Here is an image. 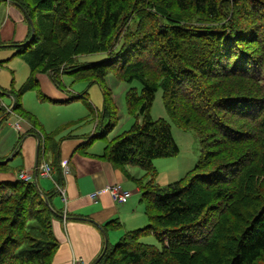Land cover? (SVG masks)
Segmentation results:
<instances>
[{
    "label": "trees",
    "instance_id": "obj_1",
    "mask_svg": "<svg viewBox=\"0 0 264 264\" xmlns=\"http://www.w3.org/2000/svg\"><path fill=\"white\" fill-rule=\"evenodd\" d=\"M3 1L0 0V4ZM218 1L162 0V4L164 3L163 5L169 10H174L176 7L178 10L185 11L190 8L194 15L205 19H214L212 22L215 23L216 19L221 20L222 13L219 10ZM248 1L242 0L243 6L240 7L242 13L247 10L245 7L250 4ZM12 2L24 13L26 20H29L32 25H29L26 40L12 48L13 57H21L28 66L27 81L19 90L5 92L13 99L11 112H15L21 117L27 116L31 119L30 113L21 108L18 99L26 92L37 88L38 75H46L54 85L61 89V79L64 76L72 78L73 81L87 82L90 85L103 83L106 76L110 74V70L114 69L116 73H121V71L123 73L124 62L128 58L138 57L147 49L155 47L154 39L144 35L127 46L115 62L107 64L99 61L89 63L77 61L81 55L90 52L93 46L103 47L109 42L119 27L131 0H67L66 3L63 0H51L50 7H47L46 13L42 15L47 16L45 18L47 22L44 23L36 21L40 5L36 0H30L35 4L31 9L27 5L28 1L20 3L19 0H12ZM47 11L49 12L47 13ZM258 15L264 21V13H258ZM78 21L82 24L80 25L83 27L82 31L77 30L74 26ZM214 23L213 25H215ZM215 31L218 33L216 34ZM248 31V28L238 27L237 24L235 27H229L228 30L226 28L204 30L212 49L210 50L211 55L204 60L203 64L200 67L195 66L200 76L206 79L209 76H215V68H221L224 72H241L242 75L252 72V69H255L256 72L257 66L250 53L245 49V44L254 43V41L258 44L259 40L256 36L257 33L249 36ZM172 32L175 37L165 36L164 43L174 46L175 40L181 37V33ZM184 36L191 38L195 35L186 34ZM156 51L157 49L152 50V53L154 54ZM162 54L159 51L153 57L159 62L165 77L178 85L183 84L185 78L181 77L182 74L167 67L162 60ZM245 55L246 57H244ZM133 80L140 83V94L128 91L125 101L129 112L134 108L136 118H140L141 123H137L130 131L116 136L111 143H107L101 157L107 158L116 166L127 164L136 166L146 175L149 174L155 179L152 162L156 159L174 157L178 154L179 149L172 137L170 125L162 119L153 121L150 118L149 112L157 88L142 80H137L134 76H129L126 82L131 83ZM186 81L190 82L189 79L184 80V82ZM2 93L0 91V95ZM84 97L85 94L71 97V101L74 99L83 100ZM235 98L222 97L218 101H224L227 108L223 110L233 111L236 115L251 120H255L264 110V104L251 96ZM69 101L67 100L65 103H69ZM205 102L202 101L203 104ZM208 102L210 103V101ZM198 106L203 107L199 104ZM169 107V102L164 100L167 115H169ZM205 108L207 109H203V112L209 113V117L204 115L207 119L210 121L219 120L212 109V104H207ZM94 111L99 116H96L97 124L94 132L90 134L89 140L104 141L115 126L113 116L116 114V107L107 90H103L101 112L93 110V114ZM0 112L5 115V110L0 109ZM204 116L202 118H205ZM194 131L197 138L202 135V129L198 126ZM36 134L38 137L39 134ZM223 137L230 139L235 135L230 134L228 137L223 135ZM86 145L87 143L80 148ZM199 145L201 146V142ZM50 152L55 155L54 164H56V144H51ZM203 154L202 157H199L202 159H198L187 178L163 188L154 185L153 190L140 189V202L145 206L147 226L127 233L113 246L107 244L102 258L96 264H174L173 256L179 258L177 264H193V255L190 256V253L212 252L214 249L222 247H224L223 255L225 254L226 257L225 261L220 262L222 264H264V195L258 198L260 201L257 209L245 227L243 229V226L241 227L239 240L236 242L233 237L230 238V232L235 231V226L239 231V227L230 219L236 218L235 203L239 198L242 199L241 192L245 191V196H247L252 189L250 185L243 189L242 184L238 183L236 192L228 190V186L232 185L233 179L230 178L233 176L232 170L236 171V168L245 161L246 157L226 160L208 171L205 170L207 168V152ZM1 168L2 164H0L2 172ZM55 168L59 170L57 165ZM60 180L61 178H58L57 182L60 183ZM9 191L14 193L12 197L7 196ZM261 194L264 193L261 192ZM47 199L48 196L41 194L34 184L18 180L14 182L0 181V241L4 233L3 227L8 221H10L9 227L12 230L20 231V229L28 227L27 218L30 217L32 221H37L42 226L45 234L44 240L39 241L37 246L23 249L18 255H16L19 252L18 248L20 244H23V241L18 240V244L13 245L9 243L8 239H4L3 242H0V264H5L6 260L12 261L14 264H49L50 258L57 248V243L50 230V220L54 217V213L46 204ZM211 200L217 204L207 207ZM225 200H228L229 204L221 207ZM150 205L159 212L160 217L164 220L169 222L183 220L184 223L177 228H168L160 235L158 230L155 231L152 228L154 220L149 212ZM218 206L220 207L218 208ZM211 213L216 217L212 218ZM43 214L45 217L39 220L38 218ZM20 222L22 223L20 224ZM115 226L116 224L113 222H108L103 228L111 229ZM148 231H151V235L159 247L138 242V239ZM131 241L134 243L131 244ZM12 248L17 249L11 250ZM229 258L230 260H228Z\"/></svg>",
    "mask_w": 264,
    "mask_h": 264
},
{
    "label": "rangeland",
    "instance_id": "obj_2",
    "mask_svg": "<svg viewBox=\"0 0 264 264\" xmlns=\"http://www.w3.org/2000/svg\"><path fill=\"white\" fill-rule=\"evenodd\" d=\"M19 1L20 3L28 1L27 5L30 6L29 9L35 6L30 0ZM36 1L40 4L36 14V21L39 23L47 22L45 20L47 16L42 15L46 13L47 7H50L51 0ZM63 2L66 3L67 0H63ZM163 4L162 0H131L126 13L120 21L119 27L109 42L103 47L100 45L93 46L90 52L81 55L77 59L81 63L99 61L109 64L110 62H115L126 47L135 42L138 37L146 35L153 38L154 49H147L138 57L128 58L124 62L123 70H125L123 73L122 71L121 73H116L112 69L103 83L92 85L83 81H73L72 78L64 76L61 79L62 89L53 83L51 84L60 93V98L63 101L70 100V104H51V107H48L47 104L45 107H41L44 105L39 104V102L37 103L36 100L38 96L40 97V93L28 91L21 96L23 105L29 113L34 115L30 116L39 124V130H41L44 136H46L47 131L51 130L56 131L53 134L56 135L55 139L67 134L86 132L89 129H91L89 133H93L94 131L92 132V130L94 129L95 122H97L96 116H99V114L95 115V111L93 114V110L101 112L103 90H107L116 107V114L113 116L115 126L107 134L106 142L95 141V146H99L98 149L103 150L104 146L107 143H111L116 136L130 131L137 123H141V119L136 118L134 108L129 112L125 101V95L128 91L139 95L141 85L136 80L128 83L126 79L129 76H134L137 80H142L148 85L157 88L149 112L150 118L153 121L162 119L170 125L171 134L179 152L174 157L156 159L152 162L155 179L149 174L146 175L141 170L142 177L137 181L139 189L144 191L153 190L154 185L163 188L187 178L198 159H202L199 157H202L205 152H207V168L205 170L208 171L221 164V162L245 156V161L236 168V171L232 170L233 176L230 177L233 179L232 185L228 186L229 192H236L238 183L242 184L241 187L243 189L248 185L252 188L247 196H245V191L241 192L242 199L236 197L238 199V202L235 203L236 218H230L239 227L238 231L235 224H233L235 231L230 232V238L233 237V240L237 242L241 227L243 226L242 229L245 227L247 221L257 209L260 201L258 198L264 195L261 194V192L264 193V110L259 113L255 120L246 119L236 115L233 111L223 110L227 107L224 105V101L218 100L222 97L240 98L251 96L253 99L264 104V21L258 15V13H264V0H249L248 7H245L247 10L243 13L240 11V7L243 6L242 0H219V10L220 12L222 11L221 20L216 19L215 23L212 22L214 19H205L194 15L190 8L185 11L178 10L176 7L174 10H169ZM3 16L4 14L1 10L0 20H2ZM52 18L56 17L53 16ZM80 23L78 21L74 26L77 30L82 31L83 27L80 26L82 25ZM236 24L238 27L248 28L249 36L250 34L255 35L257 33L258 44L255 41L254 43L249 42L245 44V49L250 53L257 66L256 72L255 69H252V72L242 75L241 72H224L221 68H215V76H209L208 79L202 78L199 72L196 71L195 66L200 67L204 60L211 55L210 50L212 49L204 30H207V28H226L228 30L229 27H235ZM172 31L181 33V37L175 40L174 46L166 42L164 43L165 36L171 35L175 37ZM215 33L217 34L218 32L215 31ZM186 34L195 36L189 38V36H184ZM8 46L10 44H0V91L3 92V95L0 96V108L8 107L11 104V101L5 96V92L10 89L9 85H12V81V86L16 90H19L26 83L29 75V69L24 60L21 57H13V49L12 47L8 48ZM156 49V53L159 51L163 53L161 55L162 60L169 69L182 74L181 77L185 78L184 80L189 79L190 82H184L183 80V84L178 85L176 82L165 77V74L160 69L159 62L153 57L156 53L153 54L152 50ZM248 53L246 54L248 55ZM38 90L41 94L43 93L40 89ZM163 93L164 100L169 102L170 105L169 115H167L164 108ZM82 94H85L83 100L74 99V101H71V97ZM202 101L206 102L203 104ZM198 104L200 106L203 105V107L200 108ZM207 104H212L214 113L219 117L218 121H210L205 117L206 115L209 117V113L203 112V109H207L205 108ZM89 107L91 108V112ZM11 109L12 106H10L9 111ZM86 116L88 117L87 121L85 120ZM202 116L205 118H202ZM9 117L11 118L10 122L13 124L15 117L12 115ZM23 117L29 123L34 124L32 118ZM196 126L202 129V135H199L200 137L198 136V138L194 131ZM230 134L235 135V137H231L230 139L223 137V135L228 137ZM46 137L48 138V136ZM47 142L48 140H46ZM199 142H201V146ZM50 147V145L45 146V149L47 148L50 151ZM37 168L38 166L36 167V172L38 171ZM1 174L2 172L0 171ZM245 176L247 178L244 179ZM5 182L14 181L6 180ZM50 185L47 187L41 186V190L45 193L46 197L50 196L51 192L55 193L54 185L51 183ZM260 188L261 190H259ZM9 192L7 196L12 197L14 193ZM140 200L141 194H135L129 200L128 205L122 207L121 210L127 208V212L123 214V218L117 220L120 224L119 227L111 230L110 233L114 235L111 237V234H109V245L113 246L120 239L124 238L127 233L143 229L147 226L148 219L145 215V206ZM133 202L134 206L130 208V203L132 204ZM215 204L217 202L211 200L207 207L214 206ZM228 204V200H225L222 202L221 207ZM151 206L149 212L154 220L152 228L155 231L158 230L160 235L166 229L177 228L180 224L184 223L183 220L180 222L164 220L160 217L159 212ZM1 216L3 217L4 215ZM44 217L45 215L43 214L38 219L40 220ZM211 217L216 216L211 213ZM5 220L7 222V219ZM27 220L29 221V225L25 228L26 230L20 229L21 232L17 229L12 230L9 227L10 221L3 227L4 233L1 236L0 242L8 239L10 244L16 245L18 244V240L23 241V244H20L18 248L19 252L17 253L18 250L15 251L16 255L21 253L23 249L37 246V243L39 244V241H43L45 238L42 226L37 221H32L31 217L27 218ZM138 242L159 247L155 238L151 235V231L140 237ZM133 243L131 241V244ZM16 249L12 248L11 250ZM223 250L224 247L216 248L212 252H192L189 255H193L192 258L195 264H222L220 262L226 260ZM104 252L101 254L100 259ZM231 254L233 255V252ZM172 259L174 264H177V261H179V258L175 256ZM5 264L14 263L6 260Z\"/></svg>",
    "mask_w": 264,
    "mask_h": 264
},
{
    "label": "crops",
    "instance_id": "obj_3",
    "mask_svg": "<svg viewBox=\"0 0 264 264\" xmlns=\"http://www.w3.org/2000/svg\"><path fill=\"white\" fill-rule=\"evenodd\" d=\"M1 10L4 16L0 20L2 22L0 44H10L8 48H13L26 40L29 25L24 13L13 4L12 0L2 2L0 12ZM51 83L46 75H38V86L32 90L40 93V97L36 98L37 103L44 105L41 107L47 104L48 107H51V104H70V101L65 103L60 98V93ZM12 85H9L10 89L7 91H16ZM38 89L45 94H41ZM5 96L11 101L10 106H12V97ZM18 103L28 112L21 97ZM10 106L0 108L5 110L6 115L4 119H0V164L3 169L0 181H15L17 174L23 172L33 176V184L41 194L45 195L41 186H51L50 183L54 185V182L61 178L60 184L64 186L66 192V204L56 192H51L46 203L54 213V217L50 220V230L57 243L49 264H95L105 246L109 244V234L111 237L114 235L110 233L111 230L119 227L117 220L123 218V214L127 212V208L121 210L122 207L128 205L133 195L141 194L137 181L142 177V171L130 164L116 166L107 158H102L103 150L95 146L96 140H89L91 129L60 136L58 139L53 135L56 131L51 130L47 131L48 139L39 130L36 120L31 117L34 122L31 124L17 113L11 110L8 112ZM10 115L15 117L13 124L10 122ZM30 115L34 116L31 113ZM85 120H88L87 116ZM15 124L20 126L19 131L15 128ZM96 124L97 122L94 129ZM36 133L39 134L38 137ZM45 139L48 140L47 143ZM99 141L106 142V139ZM53 143L57 146L56 164H54L55 155L45 149V146H51ZM86 143L85 147L80 148ZM63 161L67 162L69 167L66 175L60 168V163ZM41 163L51 166V178L40 177L37 174L36 167ZM56 165L59 170L55 168ZM111 185H120L123 190L131 192L126 204H117L102 191ZM97 192L99 195L91 198ZM133 206L134 202L130 203V208ZM108 222H113L116 226L111 229L103 228Z\"/></svg>",
    "mask_w": 264,
    "mask_h": 264
},
{
    "label": "built area",
    "instance_id": "obj_4",
    "mask_svg": "<svg viewBox=\"0 0 264 264\" xmlns=\"http://www.w3.org/2000/svg\"><path fill=\"white\" fill-rule=\"evenodd\" d=\"M15 128L18 131L20 130V126H18V124H15ZM60 168L63 170V174L65 175L69 172L68 163L65 161L60 163ZM37 169H38L37 174L40 177H46V178L52 177V168L48 164L41 163ZM16 180L29 184H33L34 182V178L32 175H27L26 173L23 172H19L17 174ZM54 187L56 194H58L62 202L66 204L67 199H66V192L64 186L58 182H54ZM102 191L106 192L110 196V198L119 205L126 204L128 199L131 197V192L123 190L120 185H111L106 187ZM97 195H99L98 192L92 195L91 198H95Z\"/></svg>",
    "mask_w": 264,
    "mask_h": 264
},
{
    "label": "water",
    "instance_id": "obj_5",
    "mask_svg": "<svg viewBox=\"0 0 264 264\" xmlns=\"http://www.w3.org/2000/svg\"><path fill=\"white\" fill-rule=\"evenodd\" d=\"M27 22H28V25H31V22L29 21V20H27ZM32 26V25H31ZM106 250V246H105V248H104V250H103V252ZM101 257V256H100ZM100 259V258H99ZM99 259L97 260V262L96 263H98L99 262ZM95 263V264H96Z\"/></svg>",
    "mask_w": 264,
    "mask_h": 264
},
{
    "label": "flooded vegetation",
    "instance_id": "obj_6",
    "mask_svg": "<svg viewBox=\"0 0 264 264\" xmlns=\"http://www.w3.org/2000/svg\"><path fill=\"white\" fill-rule=\"evenodd\" d=\"M4 117H5V115H3L2 112H0V119L2 120V119H4Z\"/></svg>",
    "mask_w": 264,
    "mask_h": 264
}]
</instances>
